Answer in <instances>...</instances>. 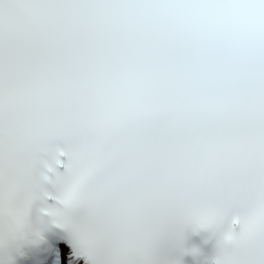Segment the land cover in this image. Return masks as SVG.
<instances>
[{"label": "snow or ice", "instance_id": "obj_1", "mask_svg": "<svg viewBox=\"0 0 264 264\" xmlns=\"http://www.w3.org/2000/svg\"><path fill=\"white\" fill-rule=\"evenodd\" d=\"M202 229L264 264V0H0V264H183Z\"/></svg>", "mask_w": 264, "mask_h": 264}]
</instances>
